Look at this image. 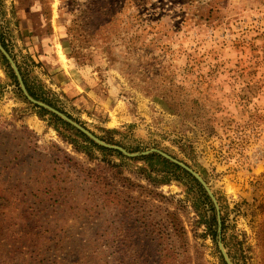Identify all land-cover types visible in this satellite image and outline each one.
I'll list each match as a JSON object with an SVG mask.
<instances>
[{
  "label": "rangeland",
  "instance_id": "374dc122",
  "mask_svg": "<svg viewBox=\"0 0 264 264\" xmlns=\"http://www.w3.org/2000/svg\"><path fill=\"white\" fill-rule=\"evenodd\" d=\"M0 38L40 103L138 155L44 115L0 53L3 240L40 248L20 264H264V0H0ZM51 171L57 205L32 198Z\"/></svg>",
  "mask_w": 264,
  "mask_h": 264
},
{
  "label": "trees",
  "instance_id": "16d2710c",
  "mask_svg": "<svg viewBox=\"0 0 264 264\" xmlns=\"http://www.w3.org/2000/svg\"><path fill=\"white\" fill-rule=\"evenodd\" d=\"M2 46L4 47L3 44H2ZM64 54L66 55V52H64ZM1 59L4 61V64L6 65V67L8 69L10 78L13 79L14 84L20 90V85H19L18 79H17V77H16L11 65L9 64V62L6 60V58L2 54H1ZM20 71L21 70L19 68V72ZM20 74H21V77H22V79L24 81V85L26 87L28 95L32 99H34L35 101H38V102L40 101V102L46 103L44 100L40 99V96L38 97L36 95V93L33 92V89L30 87V85L26 81L24 74L22 72H20ZM48 106H50V105H48ZM39 111L42 112L44 115H46V116L48 115L52 119H55L58 124L64 126L65 128H67V130L75 133L77 135V137H79L80 139H84L86 142H89V143L93 144L94 147L98 148L99 150H101L103 152L109 151L108 149H106L104 147H101L98 144H95L91 139H89L81 131H79L78 129H76L75 127H73L68 122H66L65 120L61 119L60 117H58L54 113H51V112H49V111H47V110H45L43 108H40ZM115 152L119 154L118 151H115ZM152 158H156L158 160V163L163 165L166 169H173L174 168L176 170H181V168L178 167L176 164H174L171 161L167 160L166 158L162 157L158 153L152 152V153H150V154H148L146 156H141V159H145L147 161L151 160ZM182 171L184 173H186L185 170H182ZM55 173H57V172L56 171H51L52 175L49 177L50 180L47 183V185L46 186L39 185L37 190H36V192L32 193V198L33 199L37 200L39 197L44 196V194H45L46 197L48 195L50 196V198L48 200H51V197L55 196V199L53 200V204L52 205L59 204L58 201H59L60 198H62V195L57 194V192H59L60 189H59V187L57 188L58 185H57V179H56V176H55L56 174ZM194 181H196V180H194ZM3 201H4V199L0 197V209L3 207V204H4ZM28 201L29 200H27V201L26 200L25 201L21 200V202L24 203L23 205H25V204L28 205L27 209H25L24 212H28L30 214V216L26 220L27 225H25V227L30 228L32 230V229L37 228V227L42 225L41 217H39L40 214H38L39 213L38 211H40L41 208L40 207L35 208L33 205H29ZM10 236H11V234H9L8 230L5 231L4 233L2 232V225L0 224V245H2L1 246L2 249L0 250V264H14V262L16 261V256L22 254V256H19L17 258V263L20 264L22 259L24 257H26V255H30L29 259L32 260V257L39 252L40 248H39L38 245H33V247L27 246V249H26V252H25L26 254H24L22 251H18L17 252L18 249L13 252L12 249H13L14 246L7 249L6 241L3 240V239H5L6 237L10 238ZM49 242H50V244H54L55 243V247H58V245H56L57 239H55V238H53V239L46 238L45 245L49 244ZM17 248H19V250H21L24 247L23 246H18Z\"/></svg>",
  "mask_w": 264,
  "mask_h": 264
},
{
  "label": "water",
  "instance_id": "95a60500",
  "mask_svg": "<svg viewBox=\"0 0 264 264\" xmlns=\"http://www.w3.org/2000/svg\"><path fill=\"white\" fill-rule=\"evenodd\" d=\"M0 53L6 58V60L9 62V64L11 65L17 79H18V82L20 84V87H21V90L24 94V96L26 97V99L33 105H36L40 108H43L51 113H54L55 115H57L58 117H60L61 119L65 120L66 122H68L70 125H72L73 127H75L76 129H78L79 131H81L84 135H86L89 139H91L94 143L98 144L99 146L101 147H104L106 149H110V150H115V151H118L120 153H122L123 155H125L126 157H129V158H135V157H138V155H130L128 153H126L123 149H120V148H117V147H112V146H109L101 141H99L97 138H95L93 135H91L88 131H86L85 129H83L82 127H80L79 125H77L76 123L72 122L69 118H67L65 115L61 114L60 112L40 103V102H37L35 101L34 99H32L28 93H27V90L24 86V83H23V80H22V77H21V74L16 66V64L14 63V61L12 60V58L9 56V54L5 51V49L2 47V45L0 44ZM151 152H155V153H158L160 154L162 157L166 158L167 160L171 161L172 163L176 164L177 166L183 168L184 170H186L188 173H190L201 185L202 187L205 189L206 193L208 194L209 198L212 200L213 204L215 205L216 209L218 210V206L216 204V201L211 193V191L209 190V188L207 187V185L205 184V182L196 174L194 173L192 170H190L188 167H186L184 164L174 160L173 158H171L170 156L168 155H165L161 152H158V151H151ZM149 154V152L147 153H144L143 155H147ZM218 225L220 227L221 225V221L218 217ZM218 232H220V229L218 230ZM219 248L221 250V253L223 255V259L225 261L226 264H231L229 258L227 257L224 249H223V246L221 243H219Z\"/></svg>",
  "mask_w": 264,
  "mask_h": 264
}]
</instances>
